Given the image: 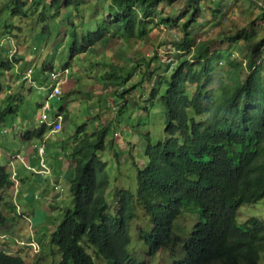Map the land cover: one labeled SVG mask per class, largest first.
Returning <instances> with one entry per match:
<instances>
[{
	"label": "trees",
	"instance_id": "obj_1",
	"mask_svg": "<svg viewBox=\"0 0 264 264\" xmlns=\"http://www.w3.org/2000/svg\"><path fill=\"white\" fill-rule=\"evenodd\" d=\"M179 1L181 9L176 7ZM238 1L242 0H105L99 4L104 11L97 30L80 36L78 30L83 23H75L73 18L87 13V5L77 0H33L32 4L30 0H7L0 5V109L7 104L0 111V121L18 117L19 101L33 88L48 92L47 101L37 104V109L43 110L39 115L45 116L44 123L25 132L22 138L26 141L44 140L50 122L61 129L57 120L64 112L63 105L55 112L49 101L64 96L55 92L59 78L54 76L59 75L60 68L55 70L46 62L32 67V62H27L32 60L18 53L22 20L37 17L39 22H48L45 29L51 33L52 24L58 22L48 19L71 8L66 12L69 15L60 19L67 26L59 30L63 37L67 32L65 37L72 39L69 62L63 66L70 72V61L108 45L112 38L128 45L132 40L149 38L155 27L173 30L171 41L169 38L166 42L174 54L168 63H163L154 50L150 59L139 63L132 60L130 68L111 64L102 76L105 86L121 89L117 94L120 98H115L123 102L120 113L127 107L123 95L135 91L145 98L147 106L157 110L160 106L163 112L165 139L152 144L147 134L145 164L140 167L133 163L137 172L135 193L116 187L109 192L111 201L107 199L111 175L102 153L110 145L115 147L106 141L109 125L87 132V124H83L71 136L68 157L73 169L72 206L64 210L49 242L60 256L57 264H97L92 254L104 264H146L137 260V253L129 252L131 230L137 221L136 203L145 210L151 226L137 228L139 238L136 227L133 230L134 239L143 240L147 246V256L174 248L169 253L171 264H264V201L256 205L264 199V37L257 39V32L238 29L218 38L234 47L241 45L242 57L235 54L234 47L213 50L214 40L197 37L199 27L204 29L208 23L220 21L226 5ZM243 1L258 9L256 18L264 19V8L258 1ZM40 4L42 10L37 14ZM53 9L54 14H50ZM208 12L214 19L205 24ZM48 43L42 46L51 51L55 45L50 49ZM22 47L26 56L30 46ZM221 62L225 64V77L218 75ZM98 65L103 63L93 64ZM138 70L139 79L133 81ZM77 88L75 82L68 91ZM136 126L138 123L132 125ZM48 140L46 166L39 163L34 167L20 158L16 160L24 163L30 174L53 182L54 174L46 161ZM1 154L7 159L11 152ZM14 161L7 162L10 169L0 165V191L10 189L14 177L19 179ZM244 205L259 206L261 212L239 222L238 212ZM184 213L198 214L199 221L195 216L197 222L191 230L174 235V222ZM0 264L26 263L20 255L0 250Z\"/></svg>",
	"mask_w": 264,
	"mask_h": 264
},
{
	"label": "rangeland",
	"instance_id": "obj_2",
	"mask_svg": "<svg viewBox=\"0 0 264 264\" xmlns=\"http://www.w3.org/2000/svg\"><path fill=\"white\" fill-rule=\"evenodd\" d=\"M6 1L7 0H0V3L2 2L0 5ZM103 1L105 0H78V2H83V4L87 5V13L81 12L79 16L73 18L77 23H83L82 26L79 27V35H87L89 31L97 30L103 18L102 15L104 10L102 5L105 3ZM256 1L259 2L258 6L264 8V0ZM90 2H92L93 5ZM100 3H102V5H99ZM176 7L181 9L182 1H179ZM67 11L68 9L62 12L60 11V16L48 19V21L54 19V21L58 22L52 24L51 33L49 32L50 30L45 29L48 22H39L37 21V17L32 20L24 19L21 21L20 25L23 27V32L17 39L19 45L18 53H20L23 58L28 57V59L32 60L27 61L32 62L30 66L33 67L36 65L34 63H37L38 66L41 67L42 64L46 62L47 64H53L55 70H59L61 66L69 62L70 55L68 45L72 39L68 35L65 37L67 32L64 33V37L63 34L59 33L61 27L67 26L66 23L60 22L63 16L69 15L66 13ZM224 12L225 16L223 19L220 18V21L216 19L212 23H208V27L204 29H201V27L198 28V40H214L211 44L213 50H227L234 46L228 43H222L218 38L223 36L226 32H231V30L236 31L238 29H244L251 33L257 32V39L264 37V19L256 18L259 11L254 6L249 7L242 0L238 1L236 4L228 3L224 8ZM50 14H54V9ZM211 18L214 19L211 13L208 12L204 23L206 24ZM28 30L29 33H27ZM172 32V29L165 30L163 27H155L151 31L150 37L145 40H132L126 45L121 40L112 38L108 45L96 47V49H91L89 54L78 56L70 61L69 68L71 74L69 81L61 85V93L64 99L56 97L49 101L50 106L55 112H58L62 105L67 106L68 109L72 111L70 116H68L67 119L64 118L62 121V127H64L66 122L68 123L64 133L62 129V135L61 133L60 135H51L50 130L48 135H46V138L49 137L46 145L50 151L57 148L56 141L59 139H64L66 143L65 147H67L68 144L73 141L71 136H74L78 127L83 124H87L85 128H87L89 132H92L97 125L95 119H99L104 125L110 126L106 141L109 143L112 140L115 147H110V150H106L102 153V158L108 162V171L111 175V186L107 195L109 201H111L109 192L112 188H130L135 193L137 172L135 171L133 163H138L140 167H143L145 164L144 150L147 145V134H150V141L152 144L164 140L166 135L164 132V116L159 106V100L156 101L159 110L150 108L149 111H145V109H147V104L144 102L145 98L137 91L128 95L124 94L123 97L126 98L127 107L124 109L125 112L120 114L119 110L123 109V102L118 103L115 98H120L117 94H121V89H116L114 86H105V79H102V76L109 70L111 64L130 68L132 60L136 59L138 60L136 63H139L141 61L143 62L145 59H150V55L154 50L159 52L160 60L163 63H168L169 59H173L174 56L172 52L170 53V48L166 44L169 38L171 41ZM39 33L40 37L38 39ZM47 40L49 42L48 48L52 49L55 45L51 51L46 50L45 47L42 46ZM27 44L30 46V49L28 48L27 51H29L27 55L23 56L22 53L24 52V48L22 46ZM234 49L238 57L243 56L241 45L238 47L235 46ZM95 63H103V65L93 66ZM219 68L221 69L218 74L219 77H225L224 62L219 63ZM139 71L140 70L135 73L133 81L139 79ZM1 79L2 76L0 75V81ZM75 82L78 83L77 90L75 92H69L68 90ZM126 86L127 85L123 86L124 89ZM146 90V93H148L149 88H146ZM123 91L124 90H122V92ZM47 96V91L33 88L23 101H19L20 107L17 112L18 117L8 116L7 120L4 122L0 121V151H2L5 156L10 152L14 154L20 151V145L13 139L15 134H24L27 131L33 130L40 124L39 118L41 115L39 114H41L43 110L37 109V104H44L47 101ZM66 100L68 104L64 103ZM72 102L73 105H71ZM2 105L0 104V107ZM88 106H90V108ZM5 108H7V104L3 106L0 111ZM25 116H27L26 121L23 120ZM141 119L144 120L142 121ZM136 123H138V126L132 127V125ZM9 141H11V144L5 143ZM115 152L118 153V155H114ZM7 162L6 157L1 154L0 165L7 167ZM56 182H62V178L59 181H55V183ZM68 192L69 191H66V193ZM263 201L264 199L256 205H261ZM256 205L242 206L238 212L239 222H244L252 216H257V212H261V210H259L260 207ZM135 207L137 221L133 223L131 230L132 243L129 246V252L133 255L137 253L136 257L139 262H144L146 264H171L172 260L170 259V254L174 248H171L170 252L166 250L159 252L155 257H150L146 255L147 253L145 250L147 246L144 241L141 239L140 241L134 239V228L136 227V230H134L136 238H139L137 228H146L148 222L143 208L137 203ZM193 215L184 213L179 218L178 222L177 220L174 222V235L182 234V230H191L192 225L194 226L195 223L199 221V215L196 213H193ZM149 229H151V226H149ZM44 233H46V231H44ZM92 256L97 264H104L94 254H92ZM28 257L29 264H57L59 259L57 252H53V248L47 247L43 249L40 255Z\"/></svg>",
	"mask_w": 264,
	"mask_h": 264
},
{
	"label": "crops",
	"instance_id": "obj_3",
	"mask_svg": "<svg viewBox=\"0 0 264 264\" xmlns=\"http://www.w3.org/2000/svg\"><path fill=\"white\" fill-rule=\"evenodd\" d=\"M30 2L32 4L33 0H30ZM45 2H50V0H45ZM79 3L80 5L83 4V2ZM90 3L93 5L92 2ZM70 9L68 8L69 11H71ZM41 10L42 4L37 6L36 13H40ZM64 10L66 9H62L61 12ZM74 22L77 23L76 21ZM71 105H73V102ZM88 107L90 108V106ZM63 108L65 109L62 116L67 113L70 116L72 113L71 109L64 105ZM95 122L97 124L96 127L103 128L106 126L102 125L99 119H95ZM67 126L68 123L66 122L63 127V133ZM14 136V141L20 145V152L17 153H20L25 158V163L38 167L39 155L35 147L40 145L43 140L26 141L22 138L23 133L15 134ZM56 143L57 148L52 150V152L50 150L47 151L46 147V161L53 171L54 176L52 178L54 181H59L62 178V184L65 188L63 195L57 194L53 190V182L51 180H45L42 176L30 174L26 170L25 164L19 160L13 162L18 173V185H13L8 190L0 191V236L7 235L9 237L8 240L0 239V248L9 253L22 255L27 264L29 260L28 254L34 255L27 250H21L16 242L22 239L29 240L33 236L40 243L42 249L48 248L50 235L58 222L61 221L64 210L72 206L69 181L73 177V169L72 160L68 157L72 151V143L67 147H65L64 139L61 141L57 140ZM7 161H10V156L7 157ZM66 191L69 192L66 193ZM38 194L39 199L36 200L35 196ZM24 215L32 219L34 230H30L29 222L22 217Z\"/></svg>",
	"mask_w": 264,
	"mask_h": 264
},
{
	"label": "clouds",
	"instance_id": "obj_4",
	"mask_svg": "<svg viewBox=\"0 0 264 264\" xmlns=\"http://www.w3.org/2000/svg\"><path fill=\"white\" fill-rule=\"evenodd\" d=\"M67 71V72H66ZM59 74H60V79H59V93L58 94H60V92H61V85L62 84H64V83H66L67 82V80L69 79V77H70V74H71V72L68 70V69H66V68H64L63 66H61L60 67V71H59ZM147 108H150L149 106H147ZM65 109V108H64ZM123 112H125V110L123 111ZM122 112V113H123ZM121 114V113H120ZM68 116L69 115H67V114H65V116H62V115H59L58 116V120H57V122H59V123H61L62 124V121H63V119L65 118V119H67L68 118ZM41 119L39 120V123H44L43 122V120H45L44 118H43V116H41L40 117ZM54 123H52V122H50L48 125H47V127L49 128V130H50V134L51 135H57V134H59L61 131H62V126H61V129H56L55 128V125H53ZM137 124V123H136ZM102 125H104L103 123H102ZM107 126V125H106ZM38 127V126H37ZM36 128V127H35ZM95 128H99V127H95ZM94 128V129H95ZM100 128H102V127H100ZM86 130H87V128H86ZM88 131V130H87ZM89 132V131H88ZM25 134V133H24ZM23 134V135H24ZM47 139H49V137H45L44 138V140L42 141V143L40 144V145H37L36 147H35V149H36V151L38 152V155H39V163L40 164H42V165H44V166H46L45 165V163H44V159H45V142H46V140ZM112 142V140L109 142V143H111ZM108 143V144H109ZM111 144H113L114 145V143L112 142ZM110 147H111V145H110ZM110 147H108L107 148V150H110ZM112 148V147H111ZM42 150V151H41ZM18 152H20V151H18ZM114 155H118V153H114ZM103 157V156H102ZM21 159V160H23L24 162H25V158L20 154V153H14V154H10V160L11 161H14V160H16V159ZM72 180V179H71ZM71 180L69 181V185H70V182H71ZM18 183H19V180L16 178V177H14V184L13 185H18ZM113 189V188H112ZM111 189V190H112ZM130 189V188H129ZM53 190L57 193V194H60V195H63L64 193H65V188H64V186H63V184H62V182H59V183H55V181H53ZM143 211L145 212V210L143 209ZM145 214H146V212H145ZM23 218H24V220H26V221H28L29 222V227H30V230H33L34 229V225H33V223H32V219L28 216V217H26V215H24V216H22ZM61 220V219H60ZM61 222V221H60ZM60 222H58V224L56 225V228H57V226L60 224ZM149 226H150V224L149 223H147V227H146V229H149ZM53 231V230H52ZM0 239H2V240H8L9 239V237L7 236V235H3V236H0ZM50 242V241H49ZM16 244H17V246L21 249V250H27V251H29V252H31L34 256H37V255H40L41 253H42V251H43V249H42V247H41V245H40V243L33 237V236H31L30 237V239L29 240H19V241H17L16 242ZM52 246L49 244V246H48V248H51ZM0 250H3V251H5L4 249H2V248H0ZM5 252H7V251H5ZM53 252H57V249L54 247L53 248ZM160 252H162V251H160ZM8 254H11V255H20V254H16V253H9V252H7ZM58 254V253H57ZM23 259H24V261H25V263L27 264V262H26V260H25V258L22 256V255H20ZM28 256H31V257H33L32 255H29L28 254ZM58 256H59V254H58ZM59 260H60V256H59V259H58V262H59ZM57 262V263H58ZM28 264H29V260H28Z\"/></svg>",
	"mask_w": 264,
	"mask_h": 264
},
{
	"label": "built area",
	"instance_id": "obj_5",
	"mask_svg": "<svg viewBox=\"0 0 264 264\" xmlns=\"http://www.w3.org/2000/svg\"><path fill=\"white\" fill-rule=\"evenodd\" d=\"M66 72H67V71H66ZM54 78H59V79H60V74L54 76ZM59 91H60L59 88H56V89H55V92H56V93H59ZM43 118L45 119V116H44ZM55 128H56V129H60L58 125H55Z\"/></svg>",
	"mask_w": 264,
	"mask_h": 264
},
{
	"label": "bare ground",
	"instance_id": "obj_6",
	"mask_svg": "<svg viewBox=\"0 0 264 264\" xmlns=\"http://www.w3.org/2000/svg\"><path fill=\"white\" fill-rule=\"evenodd\" d=\"M52 41V40H51Z\"/></svg>",
	"mask_w": 264,
	"mask_h": 264
}]
</instances>
